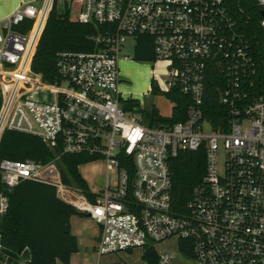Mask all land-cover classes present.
Returning <instances> with one entry per match:
<instances>
[{
    "label": "built area",
    "instance_id": "1",
    "mask_svg": "<svg viewBox=\"0 0 264 264\" xmlns=\"http://www.w3.org/2000/svg\"><path fill=\"white\" fill-rule=\"evenodd\" d=\"M256 3L264 10V0ZM55 4L104 28L92 37L95 50L57 53L58 77L51 83L32 65ZM139 36L150 38L154 61L167 65L163 78L152 75V86L162 92L177 87L191 98L186 120L149 125L123 106L130 97H122L119 64L130 56L122 49L133 40L135 51ZM212 73L224 109L214 113L217 124L206 116ZM6 130L37 136L53 153L47 162L2 160L6 190L23 180L54 186L60 200L98 223L96 264L103 255L136 248L141 264L148 263L147 249L156 252L157 264H264V76L227 0H33L18 6L0 22V142ZM201 149L205 174L177 209L170 160ZM65 154L104 160L103 185L86 191L64 182ZM8 207L1 192L0 215ZM172 239L177 256L157 247ZM113 264L129 263L120 256Z\"/></svg>",
    "mask_w": 264,
    "mask_h": 264
},
{
    "label": "trees",
    "instance_id": "2",
    "mask_svg": "<svg viewBox=\"0 0 264 264\" xmlns=\"http://www.w3.org/2000/svg\"><path fill=\"white\" fill-rule=\"evenodd\" d=\"M228 8L240 25L250 42L251 50L260 62L264 76V27L262 26V9L256 0H227ZM104 25L82 22L77 12L68 6L54 5L45 29L42 33L32 68L42 74L47 82H55L57 74V53L60 51H93L97 44L92 37ZM134 59L139 62L154 61L151 40L139 36L134 51ZM207 104L211 110L206 116L217 124L216 111L224 112L219 103L217 91L218 78L215 73L208 79ZM160 91L156 86L151 92ZM174 102L170 116H164L156 108L144 111L143 117L149 125H172L187 118V109L191 98L179 88L165 92ZM125 109L137 112L141 108L136 98L123 99ZM53 156L52 151L37 136L6 130L0 142V163L4 159H33L47 162ZM63 163V181L88 191L89 185L83 177L80 166L94 161L93 158L81 155L65 154ZM172 171L171 194L177 209H183L192 198L193 190L205 174V153L199 151H181L171 158ZM8 195L9 207L0 215V241L3 247L16 253L28 248L31 258L27 264H57L58 260L70 264L73 253L78 251V238L73 234L70 217L78 214L75 208L56 195L55 187L33 180H23L11 191H7L0 172V193ZM147 264H157V254L147 249L144 255Z\"/></svg>",
    "mask_w": 264,
    "mask_h": 264
},
{
    "label": "rangeland",
    "instance_id": "3",
    "mask_svg": "<svg viewBox=\"0 0 264 264\" xmlns=\"http://www.w3.org/2000/svg\"><path fill=\"white\" fill-rule=\"evenodd\" d=\"M40 5V1L37 2ZM122 53L124 55H129L131 61L134 59V42L133 40H128V42L124 45L122 49ZM139 62V61H138ZM141 67V70L138 71L136 67H132L131 70L124 68L122 63L120 62V77L121 83L120 88L122 92V97H132L136 98L140 101L142 108L146 111L151 110L152 108H156L160 114L164 116H170L172 113V109L174 106L173 100L167 95L165 92L158 91V92H151L150 90H145V96H137L140 92L138 91L137 86L140 85L142 88L147 89V83L149 78L154 74L156 78L161 79L165 76L167 71V65L164 62L158 61H143L138 63ZM142 89L141 91H143ZM149 91V92H148ZM132 94V95H131ZM137 113V112H136ZM205 132H211L209 125H205L204 128ZM224 150L222 146L220 147L218 158L220 163L223 160ZM93 164L94 171L93 173H87L86 168ZM87 165V166H86ZM84 174L87 175V178L90 182L91 189H98L103 185L105 180V176H107L106 170V162L102 159H98L94 161V163L89 162L86 163L85 166L81 168ZM94 175V176H93ZM157 247L163 252H170L171 254L177 256L179 249H178V242L176 239H172L167 241L164 244H159ZM121 257L126 259L129 264H141L142 262V249L136 248L131 253H120ZM117 254L111 255H103L101 259V264H113L120 260V256ZM81 258L82 264H95L98 263V256L93 252V254L87 252L85 255L78 256ZM85 260V261H84ZM61 262V264H66L61 260L57 261Z\"/></svg>",
    "mask_w": 264,
    "mask_h": 264
},
{
    "label": "crops",
    "instance_id": "4",
    "mask_svg": "<svg viewBox=\"0 0 264 264\" xmlns=\"http://www.w3.org/2000/svg\"><path fill=\"white\" fill-rule=\"evenodd\" d=\"M32 1L33 0H0V22H2L6 17L11 15L18 6ZM120 62L122 63L124 68H127L128 70H131L132 67H136L138 71L141 70V67L138 64L140 62L136 60L133 61L121 60ZM152 87L153 86H152V76H151L147 83V89L142 88L140 85L137 86L138 91H140L137 94V96L144 97L146 95L145 90L146 91L150 89L152 90ZM142 89L144 90L141 91ZM132 96L130 98H133ZM83 166H85V164L80 167V171L90 187V182L89 179L87 178V175L84 174L83 171L81 170ZM86 171L87 173L92 174L94 171L93 164L88 166L86 168ZM70 224L73 234L76 235L78 238V244H79L78 251H76L71 255L70 264H82L81 258L78 256L80 255V253L82 255H85L87 252L93 254L94 246L96 244L100 232V227L95 220H93L89 216H84L82 214H73L70 217ZM30 258H31V252L28 248L24 249L21 253H16L8 248L3 247L0 241V264H27ZM58 264H61V262H58ZM83 264H85V262Z\"/></svg>",
    "mask_w": 264,
    "mask_h": 264
},
{
    "label": "water",
    "instance_id": "5",
    "mask_svg": "<svg viewBox=\"0 0 264 264\" xmlns=\"http://www.w3.org/2000/svg\"><path fill=\"white\" fill-rule=\"evenodd\" d=\"M262 14H263V16H264V10H262ZM137 112H139V113H144V109L141 107V108H138L137 109Z\"/></svg>",
    "mask_w": 264,
    "mask_h": 264
}]
</instances>
